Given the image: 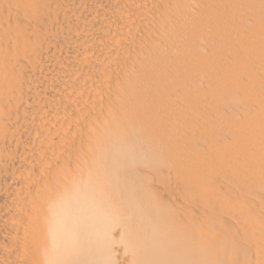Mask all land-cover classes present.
Here are the masks:
<instances>
[{
    "label": "bare ground",
    "instance_id": "obj_1",
    "mask_svg": "<svg viewBox=\"0 0 264 264\" xmlns=\"http://www.w3.org/2000/svg\"><path fill=\"white\" fill-rule=\"evenodd\" d=\"M0 264H264V0H0Z\"/></svg>",
    "mask_w": 264,
    "mask_h": 264
}]
</instances>
